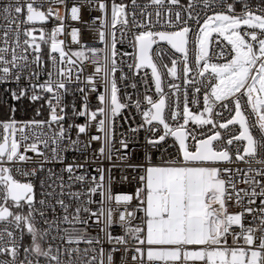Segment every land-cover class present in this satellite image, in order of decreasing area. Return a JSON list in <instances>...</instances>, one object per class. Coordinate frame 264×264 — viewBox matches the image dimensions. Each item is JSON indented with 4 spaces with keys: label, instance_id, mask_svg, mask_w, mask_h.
I'll list each match as a JSON object with an SVG mask.
<instances>
[{
    "label": "snow or ice",
    "instance_id": "1",
    "mask_svg": "<svg viewBox=\"0 0 264 264\" xmlns=\"http://www.w3.org/2000/svg\"><path fill=\"white\" fill-rule=\"evenodd\" d=\"M0 89V264H264V0H0Z\"/></svg>",
    "mask_w": 264,
    "mask_h": 264
},
{
    "label": "built area",
    "instance_id": "2",
    "mask_svg": "<svg viewBox=\"0 0 264 264\" xmlns=\"http://www.w3.org/2000/svg\"><path fill=\"white\" fill-rule=\"evenodd\" d=\"M125 2H130V0H125ZM138 2H139V3H145V2H147V0H138ZM70 23H71V22H70ZM77 26H79V25H77ZM69 31H70V28H69ZM88 35L90 36L91 34L89 33ZM117 35H118V37H119V33H117ZM61 38H64V37H61ZM66 39H67V41H68V44L70 45V43H71V41H70V37H67ZM220 39H222V38H220ZM225 43H226V42H225ZM222 46H223V45H221V47H222ZM118 47H121V46L118 45ZM124 47L127 48V45H124ZM213 47H215V44H213ZM122 50H123V49H122ZM127 50H128V51H131V48H127ZM46 51H47V50L45 49V58H46ZM126 70H127V69H126ZM43 78H44V76L42 75V76H41V79H43ZM176 83H181V82H180V81H176ZM121 89H122V91H123V85H121ZM143 90H144V89H143V86H141V87H140V91L143 92ZM128 91L131 92L132 89L129 88ZM165 91H166V92L168 91L167 87H165ZM153 92H154V87H153ZM0 98H1V99H5V98L3 97L2 89H0ZM71 99H72V97H68V101H69V103L71 102ZM92 102H93V105H95V103H96L95 100H93ZM27 103H31V102H27ZM132 111L134 112L135 110L133 109ZM22 113H24V111H22ZM29 113H30V117H27V118H32V117L34 116L33 108L29 110ZM224 115H225V117H227V116H228V113L225 112ZM46 116H47V112L45 111L44 116L37 117V118H41V119H42V118H45ZM18 119H22V117H20V118H18ZM136 119L139 120V117H136ZM78 122L82 123V122H83V119L81 118ZM122 123H123V122H122L121 120H118V121H117V143H116V147H117V148L119 147L118 140H119V134H120V132H122V131H126V130H127V127H128L127 124H124V126L121 127V124H122ZM133 126H135V125H133ZM91 131H92L93 134H95V129H94V128L91 129ZM71 135H72V138L75 139V138H76V131L73 130L72 133H71ZM142 135H143V134H141V138H142ZM86 142H87V137L82 135V136H81V143L83 144V143H86ZM98 147H99V143H98V142H92V148H91V150H88L85 154H86L89 158H91V156H92V151L95 150V149H97ZM30 155H31V153H30ZM64 155L67 157V161H66V162H71L72 159H73V157H74V156H80V153H79V152H72V151H69V152L65 153ZM113 159H114V161H115V160H116V157L114 156ZM117 163H118V161H117ZM105 165L107 166V162H105ZM49 167L53 168V170H54L55 172H57V173H59V172H60V169H61V165L58 164V163H52V164L49 165ZM88 171L91 172L92 175H95V172H94L93 169H89ZM126 174L129 175V176L132 175L131 172H127ZM113 175L119 177V175H120V169H114V170H113ZM117 187H120V185H117ZM123 187L127 188V185H124ZM37 192H39V188H37ZM113 231H114V233H117V232L119 231V229H118V228H114ZM93 234H95V233L93 232Z\"/></svg>",
    "mask_w": 264,
    "mask_h": 264
},
{
    "label": "trees",
    "instance_id": "3",
    "mask_svg": "<svg viewBox=\"0 0 264 264\" xmlns=\"http://www.w3.org/2000/svg\"><path fill=\"white\" fill-rule=\"evenodd\" d=\"M0 100H2V99L0 98ZM32 108L33 107L31 105V103H27L26 102V104L24 106H22V110L17 113V118H20V117H22V118L30 117L29 110L32 109ZM5 110L6 109L4 107H0V117H2L4 115ZM22 111H24V113H22Z\"/></svg>",
    "mask_w": 264,
    "mask_h": 264
}]
</instances>
